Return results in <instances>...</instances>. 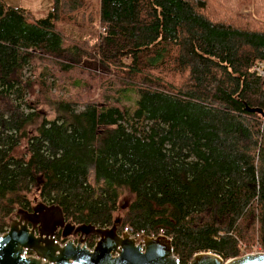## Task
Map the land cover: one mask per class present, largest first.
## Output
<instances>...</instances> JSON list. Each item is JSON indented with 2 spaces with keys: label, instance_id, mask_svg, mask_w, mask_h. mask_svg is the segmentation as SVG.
Returning <instances> with one entry per match:
<instances>
[{
  "label": "trees",
  "instance_id": "16d2710c",
  "mask_svg": "<svg viewBox=\"0 0 264 264\" xmlns=\"http://www.w3.org/2000/svg\"><path fill=\"white\" fill-rule=\"evenodd\" d=\"M249 1L50 0L39 18L0 0V234L38 200L74 226L163 235L180 264L264 252V0L240 15Z\"/></svg>",
  "mask_w": 264,
  "mask_h": 264
},
{
  "label": "water",
  "instance_id": "95a60500",
  "mask_svg": "<svg viewBox=\"0 0 264 264\" xmlns=\"http://www.w3.org/2000/svg\"><path fill=\"white\" fill-rule=\"evenodd\" d=\"M247 111L261 113L259 109ZM19 213L21 217L10 221L7 231L0 234V264H180L170 239L159 235L136 243L127 233H119V220L107 228L75 227L66 222L58 207L45 204L35 206L31 213ZM58 228L64 229L63 236L80 232L96 240L92 248L82 240L59 245L54 240ZM189 264H264V252L226 262L213 253H198Z\"/></svg>",
  "mask_w": 264,
  "mask_h": 264
},
{
  "label": "rangeland",
  "instance_id": "374dc122",
  "mask_svg": "<svg viewBox=\"0 0 264 264\" xmlns=\"http://www.w3.org/2000/svg\"><path fill=\"white\" fill-rule=\"evenodd\" d=\"M92 1L95 4H97V0H92ZM50 8H51V2H50V0H45L44 1V4H42L41 8L38 9V10L36 9L37 10V16L39 18L40 17L47 16V12L49 11ZM239 14L240 15H252V16H254L253 1L250 0L248 3H246L245 5H243L241 7V9L239 10ZM100 31H101V27H97L96 29H94V28H89V27H86V26H80L78 28V32L79 33H81L83 35L89 36L92 40L97 37V34H99ZM41 112H43L44 115L46 116V118H48V119H52L54 117V112L49 107H47V106H42L41 107ZM36 203H40V202H38V200H34V205ZM118 227H119V224H118ZM258 252H259L258 250L253 249L252 252L246 253V254H255V253H258Z\"/></svg>",
  "mask_w": 264,
  "mask_h": 264
},
{
  "label": "flooded vegetation",
  "instance_id": "af4514ba",
  "mask_svg": "<svg viewBox=\"0 0 264 264\" xmlns=\"http://www.w3.org/2000/svg\"><path fill=\"white\" fill-rule=\"evenodd\" d=\"M42 203H36L34 206L31 207L30 211H27V210H22V211H25L27 213H31L32 212V209L37 206V205H40ZM21 210H19L17 213V217L14 218V219H19L21 217V213H19ZM13 219V220H14ZM77 227V226H75ZM37 229V228H36ZM35 229V235H37V230ZM63 232H64V229H60L58 228L55 232V236H54V240L57 244L59 245H64L67 241H72L73 243H77L79 240H82L83 243L86 244V246L88 245V242L90 239H93V245H94V242L96 240V237L92 236V235H85V234H81L80 232L78 233H74V232H68V230H66L65 232L69 233L67 234V236H63ZM26 255L27 256H34V253L32 252H26Z\"/></svg>",
  "mask_w": 264,
  "mask_h": 264
},
{
  "label": "built area",
  "instance_id": "2783aa9c",
  "mask_svg": "<svg viewBox=\"0 0 264 264\" xmlns=\"http://www.w3.org/2000/svg\"><path fill=\"white\" fill-rule=\"evenodd\" d=\"M102 33H103V29H101L99 34H102ZM253 71L256 72L260 76H264V63L255 64L253 67ZM123 232L127 233L136 243L142 242L145 237L155 238L154 236H146L144 232L134 233L131 229H128V228H125ZM258 253H262V252H258Z\"/></svg>",
  "mask_w": 264,
  "mask_h": 264
},
{
  "label": "crops",
  "instance_id": "0c3cea01",
  "mask_svg": "<svg viewBox=\"0 0 264 264\" xmlns=\"http://www.w3.org/2000/svg\"><path fill=\"white\" fill-rule=\"evenodd\" d=\"M13 6H21L30 9H40L45 0H5Z\"/></svg>",
  "mask_w": 264,
  "mask_h": 264
}]
</instances>
